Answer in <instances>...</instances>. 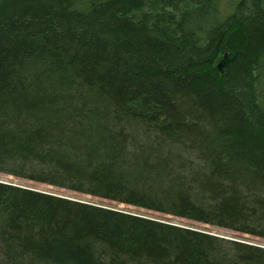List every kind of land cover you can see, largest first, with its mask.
<instances>
[{
  "label": "trees",
  "instance_id": "obj_1",
  "mask_svg": "<svg viewBox=\"0 0 264 264\" xmlns=\"http://www.w3.org/2000/svg\"><path fill=\"white\" fill-rule=\"evenodd\" d=\"M0 172L264 238V0H0ZM0 264L264 247L0 181Z\"/></svg>",
  "mask_w": 264,
  "mask_h": 264
},
{
  "label": "rangeland",
  "instance_id": "obj_2",
  "mask_svg": "<svg viewBox=\"0 0 264 264\" xmlns=\"http://www.w3.org/2000/svg\"><path fill=\"white\" fill-rule=\"evenodd\" d=\"M235 1L236 0H219V4L223 10H228L230 9L231 4H233ZM0 181L11 183L13 185H19L22 187H29V188L36 189L39 191H47L50 193H54V194H58V195L66 196V197H71V198L87 201L90 203L103 205L106 207L116 208V209L127 211L133 214L145 215V216L155 217L159 219H167L177 224H183V225L185 224L186 226L190 225L194 228L201 229L203 231L212 233L220 237L234 239V240H238L241 242H247L250 244H255V245L264 247L263 237H258V236H254V235H250V234L242 233V232L240 233V232L233 231L227 228L214 226V225H210L206 223H201V222H197L193 220H188L185 218L173 216L171 214L155 212V211L147 210L142 207L134 206L131 204L118 203L117 201L108 200V199H104V198H100L96 196H91L88 194L72 191V190L65 189V188L56 187V186L45 184V183L27 180L21 177H16V176L1 173V172H0Z\"/></svg>",
  "mask_w": 264,
  "mask_h": 264
},
{
  "label": "water",
  "instance_id": "obj_3",
  "mask_svg": "<svg viewBox=\"0 0 264 264\" xmlns=\"http://www.w3.org/2000/svg\"><path fill=\"white\" fill-rule=\"evenodd\" d=\"M233 56H234L233 52H231V51H224L223 54H222V56H221V58L218 60V62L216 64V68L221 71L222 68L224 66H226V64L229 61H231L233 59Z\"/></svg>",
  "mask_w": 264,
  "mask_h": 264
},
{
  "label": "bare ground",
  "instance_id": "obj_4",
  "mask_svg": "<svg viewBox=\"0 0 264 264\" xmlns=\"http://www.w3.org/2000/svg\"><path fill=\"white\" fill-rule=\"evenodd\" d=\"M222 54H223V53H222ZM221 56H222V55H221ZM221 56H220V58H221ZM220 58H219V59H220ZM219 59H218V60H219ZM217 62H218V61H217ZM216 64H217V63H216Z\"/></svg>",
  "mask_w": 264,
  "mask_h": 264
}]
</instances>
